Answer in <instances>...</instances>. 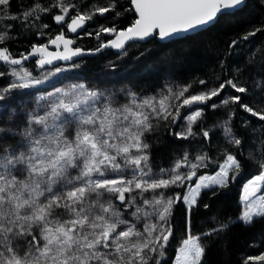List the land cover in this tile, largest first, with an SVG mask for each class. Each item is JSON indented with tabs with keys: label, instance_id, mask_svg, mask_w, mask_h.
Instances as JSON below:
<instances>
[{
	"label": "snow or ice",
	"instance_id": "6c2138e0",
	"mask_svg": "<svg viewBox=\"0 0 264 264\" xmlns=\"http://www.w3.org/2000/svg\"><path fill=\"white\" fill-rule=\"evenodd\" d=\"M246 7V0H19L13 11L12 0H0V264H207L208 249L217 241L226 249L237 223L264 220V43L244 48L264 34V21L227 41L210 78L171 81L143 95L80 82L41 88L109 49L116 59L107 73L118 74L138 42L189 41ZM49 18L55 34L45 31ZM89 22L97 24L92 31ZM13 33L48 38L16 54L8 46ZM72 34L94 35L97 46H74ZM29 60L39 74L25 66ZM209 110L223 117L207 124ZM158 129L178 141L199 138L200 147L154 166L148 135ZM216 133L224 145H215L214 156ZM246 145L260 171L243 186L242 211L212 216L193 232L203 193L215 196L236 179ZM177 208L185 227L173 256ZM241 264H264V251Z\"/></svg>",
	"mask_w": 264,
	"mask_h": 264
},
{
	"label": "trees",
	"instance_id": "16d2710c",
	"mask_svg": "<svg viewBox=\"0 0 264 264\" xmlns=\"http://www.w3.org/2000/svg\"><path fill=\"white\" fill-rule=\"evenodd\" d=\"M31 0H25L30 3ZM47 2V0H46ZM101 3L106 0H100ZM125 0H121L124 3ZM19 0H12V10L16 11ZM247 7L235 16L221 17L220 21L207 31H198L194 38L189 41L168 42L161 41L157 43L151 40L147 43H137L135 47L129 48V55L125 58L122 71L124 75L120 78L118 75H109L107 73V64L110 60H115V52L106 51L91 57H86L83 61L78 60L79 68L58 74L51 80V83L41 87L44 91H51L54 87H63L71 83H85L89 86L99 87L101 89L117 90L121 88H131L139 93L152 94L164 87L171 81L189 82L194 78H210L213 72H219L216 65L217 55L225 48L227 41L233 38L234 34L240 33L245 28H250L253 24L259 26L264 21V6L260 0H247ZM132 19L131 14L121 18V24H126ZM50 24V29L46 32L55 34L60 29L56 27L55 22L50 18L45 20ZM97 23L106 24L107 21L100 19ZM97 24L89 22V31L94 30ZM107 35V34H105ZM191 35V34H189ZM14 39L8 41L10 49L18 54L28 49V45L33 42H45L47 36H17L13 33ZM76 39L75 46L95 47L97 46L96 37L80 36ZM264 43V34H257L251 43L244 45L245 50L251 48L253 51ZM187 50V51H186ZM141 53H144L141 55ZM174 53V55H172ZM168 54L167 61L165 56ZM233 62H239L244 56H234ZM26 67L39 74L41 70L36 68L35 61L26 62ZM0 70H4L0 65ZM120 79V81H119ZM5 83L0 78V85ZM114 87V88H113ZM115 87H117L115 89ZM223 113L209 110L206 115L207 124L213 123L218 118H222ZM179 130V129H177ZM219 133L212 137L211 154L215 156V145H224V141L219 138ZM259 135V134H256ZM148 142L152 144V163L154 166L167 167L171 161L183 151L195 152L199 147V138L188 141H178L170 135L169 131L158 129L156 132L148 135ZM253 150L259 158L260 144L254 140L251 143ZM209 148L206 147L205 151ZM234 150V149H233ZM248 146H245L243 169L231 180L226 188H217V194L212 196L210 192L203 193L199 211L193 215V232L203 231L209 219L212 216L218 217H237L243 208L241 201L242 189L247 180L260 171L257 160L247 159ZM211 173L212 167L201 169V172ZM209 203L210 209H204L203 203ZM175 239L171 241L172 247L169 248V254L174 256L175 247L181 234L184 231V213L181 208L175 212ZM227 248L222 242H214L208 249L207 264H241L246 255H257L264 251V220H258L253 227H245L237 223L229 232Z\"/></svg>",
	"mask_w": 264,
	"mask_h": 264
},
{
	"label": "water",
	"instance_id": "95a60500",
	"mask_svg": "<svg viewBox=\"0 0 264 264\" xmlns=\"http://www.w3.org/2000/svg\"><path fill=\"white\" fill-rule=\"evenodd\" d=\"M246 1H247V0H246ZM198 31H201V30H198ZM198 31H197V32H198ZM73 35H75V34H73ZM138 43H145V42H138ZM74 46H75V45H74ZM50 47L52 48V50H55V46H50ZM106 51H113V52L116 53V50H115V49H109V50H106ZM106 51H105V52H106ZM95 55H98V54H95ZM95 55H94V56H95ZM86 57H91V56H86ZM86 57H85V58H86ZM74 59H75V58H74ZM29 61H31V60H29ZM29 61H28V62H29ZM77 61H78V60H77ZM54 63H56L57 65H61V64H64L65 62H63V61H58V62H54ZM48 67H50V66H48Z\"/></svg>",
	"mask_w": 264,
	"mask_h": 264
},
{
	"label": "rangeland",
	"instance_id": "374dc122",
	"mask_svg": "<svg viewBox=\"0 0 264 264\" xmlns=\"http://www.w3.org/2000/svg\"><path fill=\"white\" fill-rule=\"evenodd\" d=\"M115 75H118V76H120V78L124 75V73L121 75L120 73H118V74H115ZM123 78V77H122ZM119 81H120V79H119ZM51 83V81L50 82H48V83H46L45 85H42L41 87H45V86H47L48 84H50ZM114 88V87H113ZM117 87H115V89H116ZM122 89V88H121ZM112 90V89H111ZM194 180H195V178H193ZM242 194H243V189H242ZM260 194H264V193H260ZM241 197H242V195H241ZM243 203V202H242Z\"/></svg>",
	"mask_w": 264,
	"mask_h": 264
}]
</instances>
